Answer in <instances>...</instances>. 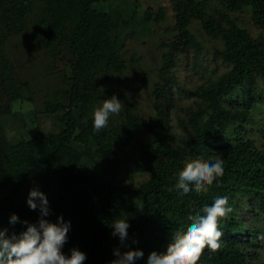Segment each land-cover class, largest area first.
Listing matches in <instances>:
<instances>
[{
  "label": "rangeland",
  "instance_id": "1",
  "mask_svg": "<svg viewBox=\"0 0 264 264\" xmlns=\"http://www.w3.org/2000/svg\"><path fill=\"white\" fill-rule=\"evenodd\" d=\"M183 1L186 0H107L92 5L97 12L112 16L107 23L108 45L119 56L123 67L107 66L109 55L101 52L107 51L108 45L96 53V59L91 58L93 63L85 62L88 66L78 71L85 97L79 98L73 115L79 121L82 116L91 118L93 108L102 103L104 91L110 88L121 99L123 107L118 115L110 117L106 128L125 132L134 119L139 122L127 145L115 139L113 159L100 151L84 127H78L70 141L61 147L59 159L63 165H79L85 172L116 176L129 187L138 189L152 176L157 164L155 147L160 117L169 127L171 144L185 145L188 131L180 121L187 120L189 110L210 102L208 99L205 102L197 89L216 81L235 64L223 55L222 40L209 37L196 19L188 26L196 44L186 52L172 45L178 36L176 15ZM200 1L208 13L217 19H230L253 38L263 33L255 23L253 4L233 11L228 0ZM44 9V0H34L25 27L12 32L11 25H5L0 8V127L13 143L42 133L58 135L66 127L64 115L71 102L74 56L65 40L69 33L57 37L49 48L45 47L40 28ZM86 86L90 89L88 93ZM220 104L233 117L240 116L242 122L231 127L229 134L233 137L224 136L220 145L192 157L189 164L218 159L223 146L238 143L237 136L243 141H252L264 151V81L260 74L255 73L251 82L222 98ZM207 118L209 115L204 120ZM33 186L44 190L49 201L61 200L63 190L48 180L42 165L30 170L17 201L26 203ZM238 193L233 213L236 222L246 229L235 231L232 236L247 254L248 264H264V200L244 191ZM141 206L140 200L133 196L116 197L112 201L116 219L128 216L130 222L140 217ZM224 235L220 240H224ZM109 242L110 262L114 259L113 249L121 244L112 232Z\"/></svg>",
  "mask_w": 264,
  "mask_h": 264
},
{
  "label": "trees",
  "instance_id": "2",
  "mask_svg": "<svg viewBox=\"0 0 264 264\" xmlns=\"http://www.w3.org/2000/svg\"><path fill=\"white\" fill-rule=\"evenodd\" d=\"M44 1L40 28L44 34L45 47L49 48L57 37L69 33L65 40L74 56L71 102L64 115L66 127L58 135L42 133L13 143L0 127V229L6 228L7 234L11 235L26 227L22 221L38 220L39 210H33L27 203L18 202L17 199L30 170L42 165L48 180L58 184L63 190L61 200L50 201L51 212L48 218L55 220L58 215L63 214L65 219L71 220L63 251L69 252L74 246L84 250L87 253L84 264H109V236L112 232L110 224L116 219L112 201L116 197L126 199L133 196L142 204V214L130 222L126 243L144 250V260L137 261V264H145L150 252L166 253L172 244L173 235L187 231L190 227L187 224L189 216L197 214L204 204H211L217 196L225 195L232 212L220 218L218 226L227 236L224 235V240H220L218 249L210 250L205 247L197 264H248L247 254L232 236L235 231L246 229L236 222L233 207L239 191L255 194L264 200V151L259 150L252 141H243L242 137L237 136L238 143L223 146L219 153L218 159L224 162V174L217 177L209 186L208 192H202L198 196L193 192L189 198H182L175 185L179 171L189 165L188 161L192 157L201 156L203 151L217 147L223 142L224 136L229 139L233 137L229 134L233 129L231 127L242 122L240 116L233 117L230 110L222 108V98L232 94L246 82H251L255 73H259L264 81V0H228V6L233 11L244 5H254L255 23L263 30L258 38H253L248 31L230 19H217L206 11L200 0H186L179 5L176 15L178 36L172 45L186 52L196 44V38L188 27L196 19L209 37L222 40L223 55L235 65L216 81L197 89V94L205 102L207 99L210 102L199 104L196 110H189L187 120L180 121L181 126L188 131L185 145L171 144L169 127L159 118V139L155 147L157 164L152 176L138 189L129 187L116 176L85 172L79 165L66 167L61 163V147L70 141L78 127H84L97 142L100 151L113 159L115 139L127 145L134 136L135 124L139 120L134 119L125 132L104 128L95 133L91 118L82 116L79 121L73 115V108L79 98L85 97L82 95L78 71L93 63L91 58L96 59V53L105 49L110 42L107 23L112 16L92 8L96 2L107 0ZM33 3L34 0H0L3 19H6V22L3 21L6 26L11 25L9 28L12 32L25 27L32 13ZM107 48V51L101 52L102 55H109L107 66L121 69L123 62L117 54L111 52V45ZM86 89L88 93L89 87L86 86ZM110 95L112 90L107 88L103 98ZM206 115L209 118L204 120ZM16 211L19 212L20 220L10 223L9 217Z\"/></svg>",
  "mask_w": 264,
  "mask_h": 264
},
{
  "label": "clouds",
  "instance_id": "3",
  "mask_svg": "<svg viewBox=\"0 0 264 264\" xmlns=\"http://www.w3.org/2000/svg\"><path fill=\"white\" fill-rule=\"evenodd\" d=\"M121 99L112 94L93 108L92 129L99 133L109 124L110 117L122 110ZM224 162L215 159L210 163H192L178 173L176 190L182 198H189L193 192L198 196L208 192L209 186L224 174ZM27 205L39 210L35 222L22 221L26 227L19 233L7 234V229H0V264H84L87 253L79 247H72L69 252L63 251L71 228V220L63 214L55 220L49 219L51 212L47 193L39 186L29 189ZM232 212L228 197L217 196L211 204H204L197 214L188 217L185 233L174 234L172 244L166 253L152 251L145 264H197L205 247L216 250L220 247L223 229L218 226L220 218ZM20 220L17 213H11L10 223ZM112 235L118 236L121 246L113 249L109 264H137L144 260V250L126 244L130 221L127 217L115 219L111 224Z\"/></svg>",
  "mask_w": 264,
  "mask_h": 264
}]
</instances>
